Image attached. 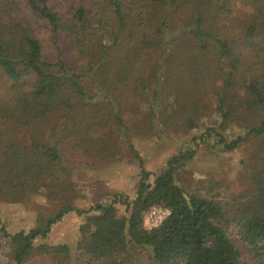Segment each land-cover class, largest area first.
<instances>
[{"label": "trees", "instance_id": "obj_1", "mask_svg": "<svg viewBox=\"0 0 264 264\" xmlns=\"http://www.w3.org/2000/svg\"><path fill=\"white\" fill-rule=\"evenodd\" d=\"M49 39L78 59L48 54ZM217 81L220 131L199 138L217 137L224 152L252 142L244 191L229 198L221 180L192 191L180 178L197 154L189 149L159 175L141 165L134 199L73 205L78 150L92 146L101 167L133 151L128 114L153 133L200 129ZM87 109L98 112L78 119ZM250 119L259 124L226 137ZM42 193L60 209L45 230L11 233L0 220L12 264H247L238 240L264 264V0H0V199ZM154 207L171 216L148 230ZM72 212L83 217L75 248L36 246Z\"/></svg>", "mask_w": 264, "mask_h": 264}, {"label": "rangeland", "instance_id": "obj_2", "mask_svg": "<svg viewBox=\"0 0 264 264\" xmlns=\"http://www.w3.org/2000/svg\"><path fill=\"white\" fill-rule=\"evenodd\" d=\"M62 45L61 49L57 50L53 48L54 45L49 39L46 44V52L53 57L62 56L72 60L78 59L76 50ZM154 54L158 55L159 53L155 51ZM219 87L220 83L217 81L216 86L210 89V100L213 108L204 112L200 129L188 131L183 125L179 126L181 128H175L171 134L153 133L148 129L134 128L132 116L128 114L125 117L127 124L131 127L128 139L134 145L133 151L125 146L120 159L101 167L96 165L97 154L92 146H85L78 150L72 158V163H75L77 167L70 171L69 176L77 193L73 205L80 210L90 208L96 204L108 202L114 194L125 195L134 199L142 171L141 165L153 175H159L166 169V164L170 158L189 149L196 150L197 154L180 174V178L192 191L199 190L204 194L216 180L226 183V195L229 198L231 193L236 195L244 191L246 185L240 183L238 178L242 171L241 161L247 159L253 151L252 142L244 143L233 152H224L217 143V137H206L204 143L199 138L207 127H214L220 131L221 118L215 112L216 93ZM92 111L98 112V110L92 109L83 110L78 119L87 117ZM258 124L257 120L250 119L238 129H228L225 135L231 140L240 134L244 127H253ZM24 138L29 139V136L24 135ZM79 163H81L80 166ZM58 205L54 201L48 200L43 193L28 197L21 204H12L7 200L0 199V220L6 224L11 233L21 230L29 231L30 229L45 230L48 220L55 217L60 211ZM120 216H126L124 207H120ZM82 223L83 217L76 212L69 213L52 228L48 239H39L35 244L36 246L67 244L75 248ZM234 235V238L238 240L239 236L236 231ZM237 245L241 249L242 258L247 264H260L248 247L239 240ZM11 253L8 242L0 233V264H12ZM142 262L149 264L146 263V260ZM27 264H53V262L48 257L36 256Z\"/></svg>", "mask_w": 264, "mask_h": 264}, {"label": "built area", "instance_id": "obj_3", "mask_svg": "<svg viewBox=\"0 0 264 264\" xmlns=\"http://www.w3.org/2000/svg\"><path fill=\"white\" fill-rule=\"evenodd\" d=\"M171 216V210L164 207H154L144 217V226L148 230L160 227Z\"/></svg>", "mask_w": 264, "mask_h": 264}]
</instances>
